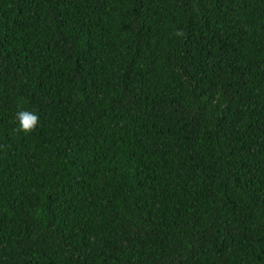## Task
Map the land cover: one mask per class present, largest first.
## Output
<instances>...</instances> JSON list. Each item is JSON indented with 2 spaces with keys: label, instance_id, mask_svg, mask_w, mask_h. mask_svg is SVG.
<instances>
[{
  "label": "trees",
  "instance_id": "obj_1",
  "mask_svg": "<svg viewBox=\"0 0 264 264\" xmlns=\"http://www.w3.org/2000/svg\"><path fill=\"white\" fill-rule=\"evenodd\" d=\"M0 145V264H264V0H0Z\"/></svg>",
  "mask_w": 264,
  "mask_h": 264
},
{
  "label": "clouds",
  "instance_id": "obj_2",
  "mask_svg": "<svg viewBox=\"0 0 264 264\" xmlns=\"http://www.w3.org/2000/svg\"><path fill=\"white\" fill-rule=\"evenodd\" d=\"M18 127L14 130L16 133H24L30 135L35 132L40 124L39 114L30 110H20L16 113ZM0 147H3L0 145Z\"/></svg>",
  "mask_w": 264,
  "mask_h": 264
}]
</instances>
